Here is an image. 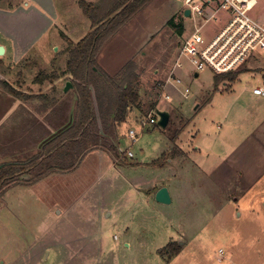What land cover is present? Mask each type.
<instances>
[{
	"label": "rangeland",
	"instance_id": "374dc122",
	"mask_svg": "<svg viewBox=\"0 0 264 264\" xmlns=\"http://www.w3.org/2000/svg\"><path fill=\"white\" fill-rule=\"evenodd\" d=\"M78 1L52 0L43 9L52 16L43 19L27 0H0V9L18 3L31 10L27 16L0 12V39L14 35L0 56V164L26 161L39 149L37 142L13 148L20 124L34 117L5 83L30 96L43 94L65 111L72 105L74 112L73 89L64 92L68 76L43 84L36 79L42 72L61 74L70 45L91 32ZM187 9L185 0H154L105 46L99 63L111 76L136 62L140 107L117 127L116 154L101 144L79 169L31 184L39 172L34 171L1 195L0 264H264V158L247 151L245 139L256 113L251 95L264 87V57L218 89L213 72L197 78L183 57L185 67L177 71L182 85L169 86L183 43L204 21L196 14L186 17ZM253 15L264 20V0ZM217 25L204 32L210 35ZM158 110L170 113L166 129L158 126ZM59 116L53 128L70 118L68 112ZM128 151L133 158L125 157ZM228 152L232 162L214 161ZM162 186L170 191V205L156 200Z\"/></svg>",
	"mask_w": 264,
	"mask_h": 264
},
{
	"label": "trees",
	"instance_id": "16d2710c",
	"mask_svg": "<svg viewBox=\"0 0 264 264\" xmlns=\"http://www.w3.org/2000/svg\"><path fill=\"white\" fill-rule=\"evenodd\" d=\"M153 1H78L83 13L92 23L91 32L78 44L70 45L67 64L61 74L55 71L50 74L42 72L36 79L40 84L46 81L53 83L69 75L71 78L68 77L67 81L73 84L75 99L73 116L70 115L72 105L65 111L66 108L61 103L54 105V101H47V96L43 94L30 96L5 83L4 87L14 98L24 100L28 106L36 101L33 108L25 106L29 110L25 108L26 114L31 113L34 118L26 116L28 122L20 124L22 134L19 133L13 148L18 149L21 144L25 147L32 146L37 142L39 149L36 155L26 161L16 160L0 164V197L10 187L22 184L19 180L22 176L34 171L39 172L31 184L57 172L76 170L86 156L99 149L101 144L109 146L114 154L117 153L113 143L117 127L127 120L132 109L139 108L141 104L138 66L135 61H129L118 74L111 76L100 65L99 56L105 46ZM240 73L241 71L215 74L216 88L222 83H235ZM53 109L54 112L50 113ZM64 112H68L70 118L64 126L53 128L55 118H59ZM14 117L17 118V115ZM71 118L73 121L69 124ZM173 153L181 156L183 152L174 149ZM179 254V250L173 251L171 259Z\"/></svg>",
	"mask_w": 264,
	"mask_h": 264
},
{
	"label": "built area",
	"instance_id": "2783aa9c",
	"mask_svg": "<svg viewBox=\"0 0 264 264\" xmlns=\"http://www.w3.org/2000/svg\"><path fill=\"white\" fill-rule=\"evenodd\" d=\"M201 1L203 9L193 6L195 0H185L191 10V16L196 14L203 17L204 21L183 43L179 59L167 79L169 86L178 88L182 85L183 81L177 71L185 67L183 57L189 60L195 74L199 75L206 70L214 74L237 72L250 60L264 57V20L253 15L259 0ZM211 23L219 27L207 35L204 28ZM253 93L264 97V88L257 87ZM188 95L189 90L186 89L184 96ZM165 98L170 99V95H165ZM149 123L155 125L157 119L151 115ZM143 125H146L145 121ZM129 134L131 139L137 140L135 130H130ZM133 156L131 151L125 154L127 158ZM221 252L224 253L223 250Z\"/></svg>",
	"mask_w": 264,
	"mask_h": 264
},
{
	"label": "crops",
	"instance_id": "0c3cea01",
	"mask_svg": "<svg viewBox=\"0 0 264 264\" xmlns=\"http://www.w3.org/2000/svg\"><path fill=\"white\" fill-rule=\"evenodd\" d=\"M27 1L30 2V3H33L31 10H34L33 13L35 15H37L39 13L40 16L43 17V19L44 18H47V16H52L51 13L45 12L43 10V9H46V10L50 9L51 1L52 0H27ZM26 5H27V3H26ZM7 8L8 9H0V12L3 11V12L13 13V12H20V11H22L21 13L24 14L25 16H27L28 15V11H31V10H28L27 8H24L22 5H18V3H13V4L9 3V5H8ZM51 9H52V12H54V10H55L54 9V4H53V7ZM6 35L9 37V39L6 38L7 40H10V41L13 40V37H14L13 33L7 32ZM7 40L0 39V46L4 47L5 53H6L7 47H8V45H7V42L8 41ZM99 59L101 61V56H99ZM255 59H258V58H255ZM255 59H252L249 62H247L246 65L243 68H241L240 71H246L247 72L249 70V66H250L251 61H253ZM253 63H257V62H253ZM259 70H261V69H259ZM67 76L70 77L69 75H67ZM258 87H261V86H258ZM255 88H257V87H255ZM261 88H264V87H261ZM251 97L256 100L253 103V106H252L254 108V110H255L254 112H256V113L250 118V119H253L254 118V120H253L254 122H252V124L249 127V129H246V137H245V139H246V145L249 146L248 149H247V151H251L252 150L254 152H257L258 155H260L262 158H264V116L261 117L262 114L264 113V100H260V98L257 95H255V94H252ZM9 113H11V111ZM70 115L73 116V112L72 111H71ZM256 115H258V116H256ZM117 139H118V134H117ZM197 150L199 152H202L201 146H199L197 148ZM95 151L96 150H94V152L92 151L89 154H94ZM89 154L86 156V158L84 160H87V157L89 156ZM201 156H203V154H201ZM224 157L225 158H221V157L219 158L218 156H214V161L215 160H216V162L218 161V165L223 160H225L227 162H232V160H233V153H230V152L225 153ZM80 166L77 169H79ZM161 188H159V189H161ZM158 190L156 192H158ZM0 258L1 259L4 258V254L3 253H0ZM3 263H4V261H3Z\"/></svg>",
	"mask_w": 264,
	"mask_h": 264
},
{
	"label": "water",
	"instance_id": "95a60500",
	"mask_svg": "<svg viewBox=\"0 0 264 264\" xmlns=\"http://www.w3.org/2000/svg\"><path fill=\"white\" fill-rule=\"evenodd\" d=\"M185 16L186 17L191 16V10L190 9H187L185 11ZM4 53H5L4 47L0 46V56L4 55ZM198 76H199V74H195V77H198ZM71 89H73V84H72V82L68 81L66 83L65 88H64V92L66 93V92L70 91ZM157 115L159 117L158 126L162 129H166L168 124H169V121H170V117H171L170 113L168 111L158 110ZM72 121H73V119L71 118L69 121V124H71ZM156 200H157V202L164 204V205H170L173 202L170 191L167 187H162L161 189L158 190V192L156 193Z\"/></svg>",
	"mask_w": 264,
	"mask_h": 264
}]
</instances>
